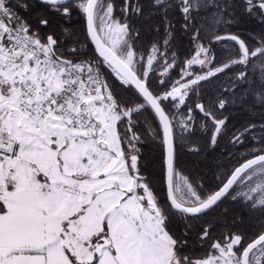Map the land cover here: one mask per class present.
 <instances>
[{
  "label": "snow or ice",
  "instance_id": "snow-or-ice-1",
  "mask_svg": "<svg viewBox=\"0 0 264 264\" xmlns=\"http://www.w3.org/2000/svg\"><path fill=\"white\" fill-rule=\"evenodd\" d=\"M118 11L115 0H0V264H264V223L247 234L233 220L214 235L204 219L231 200L264 221V31L229 30L264 26V0H150L145 18L158 15L163 34L146 46L135 22L145 5ZM48 12L80 14L94 47L45 31ZM171 14L195 45L175 81ZM229 108L259 116L231 134L244 151L208 185L181 175L179 150L215 149ZM197 115L201 129L211 122L206 145ZM157 141L160 187L142 152Z\"/></svg>",
  "mask_w": 264,
  "mask_h": 264
},
{
  "label": "trees",
  "instance_id": "trees-1",
  "mask_svg": "<svg viewBox=\"0 0 264 264\" xmlns=\"http://www.w3.org/2000/svg\"><path fill=\"white\" fill-rule=\"evenodd\" d=\"M145 5V16L136 18L135 22L141 28V41L142 45H147L148 42L155 39L161 38L163 34V27L161 26V33H157L154 29L156 25H161V20L158 15L152 16L151 19H146L148 15V7L150 6V0H141ZM117 6V14L119 15V8L122 6V0H115ZM46 10L38 9L32 13L35 17L38 14L44 13ZM50 19L53 21L52 26L45 31H55L59 34L61 27L68 28L74 34V39L78 38L81 43L77 45L81 51H89L92 45L89 43L85 46L82 41L84 39V28L85 22L80 14L73 13L70 20H65L64 18L58 16L53 12L47 13ZM173 22L177 25L176 38L173 41L171 48L178 53V65L172 70L171 79L173 81L180 78V66L187 60L195 55L194 48L195 45L191 41V37L188 34L179 31V24L177 23L178 15L171 14ZM233 32H240L242 37H247L249 34H259L264 31V26L259 23L253 22L251 20L245 22L240 28L229 29ZM73 41H66L65 46L72 43ZM225 44L231 46L230 42H222L220 44L214 45L213 50L218 54V59L223 60L227 55L225 50ZM194 71H199V66H194ZM223 79V77H221ZM216 89L214 87H206L202 92L203 101L207 104L212 100ZM224 115L229 117V123L227 125V130L221 136L218 145L215 149L205 148L202 153L189 152L186 149L179 150L177 171L181 175H199L205 178L204 183L206 185L210 184L213 180L215 174L221 171V165L230 166L235 163L233 157L240 155L244 151L243 148L238 151L232 149L230 144L231 134L238 129H242L250 119L258 120L259 116L253 114L250 116L246 111H238L234 108H229ZM203 121V117L196 116V136L195 139L200 145H206L208 141V129H211V122H208V129H201L199 127L200 123ZM142 152L144 155L143 163L146 165L147 172L152 175V177L157 181L158 187H160V181L163 177V147L162 144L157 141L155 143H145L142 147ZM205 220L209 221L215 226L214 235H219V233L226 231L224 225L226 223H231L233 220L242 221L239 223V231L245 232L247 234H252L260 229V226L264 221H262L258 215L250 214L245 211L238 202H233L231 200H225L220 204L219 207L212 210L206 217ZM180 226L178 225V228ZM197 254H201L200 250H197Z\"/></svg>",
  "mask_w": 264,
  "mask_h": 264
},
{
  "label": "water",
  "instance_id": "water-1",
  "mask_svg": "<svg viewBox=\"0 0 264 264\" xmlns=\"http://www.w3.org/2000/svg\"><path fill=\"white\" fill-rule=\"evenodd\" d=\"M94 46L92 45V48H93Z\"/></svg>",
  "mask_w": 264,
  "mask_h": 264
}]
</instances>
